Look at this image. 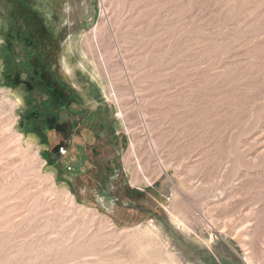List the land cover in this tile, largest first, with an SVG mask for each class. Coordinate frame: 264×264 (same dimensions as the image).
I'll list each match as a JSON object with an SVG mask.
<instances>
[{"label": "rangeland", "instance_id": "374dc122", "mask_svg": "<svg viewBox=\"0 0 264 264\" xmlns=\"http://www.w3.org/2000/svg\"><path fill=\"white\" fill-rule=\"evenodd\" d=\"M14 1L0 264H264V0H17L49 27L45 70L77 103L64 154L43 41L9 21ZM99 172L119 173V203L97 201Z\"/></svg>", "mask_w": 264, "mask_h": 264}, {"label": "flooded vegetation", "instance_id": "af4514ba", "mask_svg": "<svg viewBox=\"0 0 264 264\" xmlns=\"http://www.w3.org/2000/svg\"><path fill=\"white\" fill-rule=\"evenodd\" d=\"M55 77L52 76V79L55 80V82H57L58 85H60L59 79L57 78L56 75H54ZM43 84H49V87L46 88L47 91H49L48 96H47V101H49L50 103L55 104L58 108H57V115L55 117H51L50 119L48 118V120L46 121V124H48V127H50V132H52L55 136L58 137V140L53 142V147H52V151L51 154L53 153H58L60 152L61 154L67 153L68 150V146L65 147L66 139L68 138L67 136L69 131H68V127H69V123L70 119L67 118L68 117H72V111L69 109L72 106L77 105L76 100L74 98H72L73 93L71 90L65 88V87H58L57 85H55L54 83H50L48 81V79H45L43 81ZM54 97L55 100L52 98ZM61 114L66 115L64 119H62V121H59V116ZM87 117V116H86ZM86 117H84L82 120L78 121V125L80 126L84 120L86 119ZM69 119V120H68ZM77 123L74 125V127L72 128V133L70 131V141H71V137L74 136V133L76 131L77 128ZM46 135H44V141L46 140ZM69 141V142H70ZM99 176H101L100 178H102V184L100 186H98L99 190H101V196L97 197V201L102 203L104 205V207L107 206H112L114 204L119 203V199L116 196L117 192L119 193V189L120 186L118 184V176L119 173L118 172H113V173H109V174H104L102 172H99ZM98 177V176H97ZM97 196V195H96ZM95 196V197H96Z\"/></svg>", "mask_w": 264, "mask_h": 264}, {"label": "trees", "instance_id": "16d2710c", "mask_svg": "<svg viewBox=\"0 0 264 264\" xmlns=\"http://www.w3.org/2000/svg\"><path fill=\"white\" fill-rule=\"evenodd\" d=\"M26 9L29 10V7H25L20 1H17L15 0V10H14V14H13V21L14 22H21V24L23 25L22 27L24 28V32L27 30V28H31L34 30V35L43 41V46H42V53H43V61H41V66L44 65L43 68V72L40 74L39 78L42 79L43 78V81L45 79H48V81L50 83H54L55 85H57L58 87H64L62 84L58 85L57 82H55L54 79H50V77L48 75H50V73H48L46 70H45V65H46V61L47 59H50L52 57L55 56V52H56V46H55V42L52 40V37L49 33V30L48 28L46 27L45 25V22L43 21V19L39 18L37 15H36V12H32V11H29L27 12ZM27 12V13H25ZM25 14H28L30 13V20H27V18H24L23 15ZM21 27V28H22ZM20 27H18V30L20 31L21 30ZM23 32V30H21ZM30 36H32V34H29ZM27 39V38H25ZM28 41V40H27ZM37 60H39L37 58ZM34 62H37L34 60ZM35 64V63H34ZM36 73H37V70H35ZM14 78V77H13ZM10 81V80H9ZM41 82V81H40ZM54 100L55 98L52 97Z\"/></svg>", "mask_w": 264, "mask_h": 264}, {"label": "crops", "instance_id": "0c3cea01", "mask_svg": "<svg viewBox=\"0 0 264 264\" xmlns=\"http://www.w3.org/2000/svg\"><path fill=\"white\" fill-rule=\"evenodd\" d=\"M2 1V0H1ZM3 1H5V0H3ZM14 3H15V1H14ZM13 10H15V6H14V9ZM13 10H11L10 12H9V16L11 17V18H9V21H11V22H13L12 24H15L14 25V27L16 28V29H18V27H20V25L18 24H16V22H14L13 21V14H14V11ZM43 19V18H42ZM43 21H44V19H43ZM45 22V21H44ZM20 24H21V22H19ZM22 25V24H21ZM45 25H46V22H45ZM46 27L47 28H49L47 25H46ZM14 28V29H15ZM15 29V30H16ZM20 46H17V45H14L13 43H12V45L10 44V46H9V48H10V52L11 53H13L14 54V52H16V50L15 49H17V48H19Z\"/></svg>", "mask_w": 264, "mask_h": 264}, {"label": "bare ground", "instance_id": "6f19581e", "mask_svg": "<svg viewBox=\"0 0 264 264\" xmlns=\"http://www.w3.org/2000/svg\"><path fill=\"white\" fill-rule=\"evenodd\" d=\"M175 222V221H174ZM183 228V227H182Z\"/></svg>", "mask_w": 264, "mask_h": 264}]
</instances>
